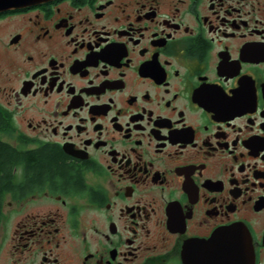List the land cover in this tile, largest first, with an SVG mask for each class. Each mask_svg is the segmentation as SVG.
<instances>
[{
  "label": "flooded vegetation",
  "instance_id": "flooded-vegetation-1",
  "mask_svg": "<svg viewBox=\"0 0 264 264\" xmlns=\"http://www.w3.org/2000/svg\"><path fill=\"white\" fill-rule=\"evenodd\" d=\"M0 116V264H264V0L1 12Z\"/></svg>",
  "mask_w": 264,
  "mask_h": 264
},
{
  "label": "trees",
  "instance_id": "trees-1",
  "mask_svg": "<svg viewBox=\"0 0 264 264\" xmlns=\"http://www.w3.org/2000/svg\"><path fill=\"white\" fill-rule=\"evenodd\" d=\"M1 121V116H0ZM10 150L8 147L0 142V226L4 217L3 203L8 183Z\"/></svg>",
  "mask_w": 264,
  "mask_h": 264
},
{
  "label": "water",
  "instance_id": "water-1",
  "mask_svg": "<svg viewBox=\"0 0 264 264\" xmlns=\"http://www.w3.org/2000/svg\"><path fill=\"white\" fill-rule=\"evenodd\" d=\"M48 0H0V13L39 4Z\"/></svg>",
  "mask_w": 264,
  "mask_h": 264
}]
</instances>
